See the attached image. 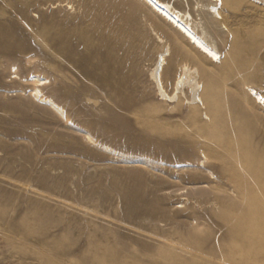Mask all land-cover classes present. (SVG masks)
I'll return each instance as SVG.
<instances>
[{"label":"rangeland","instance_id":"374dc122","mask_svg":"<svg viewBox=\"0 0 264 264\" xmlns=\"http://www.w3.org/2000/svg\"><path fill=\"white\" fill-rule=\"evenodd\" d=\"M188 2L0 0V264H264V0Z\"/></svg>","mask_w":264,"mask_h":264},{"label":"bare ground","instance_id":"6f19581e","mask_svg":"<svg viewBox=\"0 0 264 264\" xmlns=\"http://www.w3.org/2000/svg\"><path fill=\"white\" fill-rule=\"evenodd\" d=\"M138 1L141 2L143 6L153 15H156L160 18L162 17L163 20L165 19L174 26H176L179 30L170 27L172 32L178 35L180 38H182V40H184V42L189 46V48L193 50L195 53H197L199 56H202L203 58L209 61L219 60V53L215 49L211 48L209 43L207 42L208 34L204 29L203 23H201L199 20H198L199 22H197L196 20L197 18L196 19L193 18L189 9L188 0H165V1L138 0ZM205 1L207 2V6H205L207 14L212 20L217 22L222 20L220 10L222 8L223 2L224 1L237 2L238 0H205ZM176 2L182 4L184 8L182 10L175 8L174 3ZM199 31H201L202 36L205 35L204 38H201V36L199 35ZM32 80L37 82L36 85L37 87L36 89H34V96L43 98V101H46L41 91L38 89V87L44 85L43 84L44 80L38 79L37 77H34ZM207 92L211 93L212 87L208 88ZM213 92L211 93V95L213 94ZM247 92L249 93V95H252L255 98V100L258 101L259 104H261L262 107L264 108V99L260 95H258L250 87H247ZM46 102L57 112L60 113L62 112L61 109L57 107L54 103L48 100Z\"/></svg>","mask_w":264,"mask_h":264}]
</instances>
